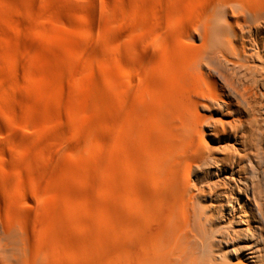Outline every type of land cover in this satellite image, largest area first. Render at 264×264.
<instances>
[{
	"label": "bare ground",
	"instance_id": "6f19581e",
	"mask_svg": "<svg viewBox=\"0 0 264 264\" xmlns=\"http://www.w3.org/2000/svg\"><path fill=\"white\" fill-rule=\"evenodd\" d=\"M199 3L192 11L184 3L189 23L175 24L183 45L198 40L186 58L178 52V79L166 81L157 104L140 85L143 97L130 106L139 126L130 115L122 126L113 112L111 162L121 172L97 221L107 237L101 264H264V0ZM133 72L122 63L118 80L133 83ZM42 229L0 225V264H52L56 238ZM64 244L74 256L66 264H77L75 235Z\"/></svg>",
	"mask_w": 264,
	"mask_h": 264
},
{
	"label": "rangeland",
	"instance_id": "374dc122",
	"mask_svg": "<svg viewBox=\"0 0 264 264\" xmlns=\"http://www.w3.org/2000/svg\"><path fill=\"white\" fill-rule=\"evenodd\" d=\"M173 1L0 0V225L51 229L52 264L74 258L64 244L72 233L77 264H101L107 254L97 221L110 210L111 179L121 172L111 162L120 128L112 116L122 113V126L138 117L130 106L143 97L141 86L158 102L166 81L180 76L178 52L189 56L198 43L183 45L175 26L188 24L184 10L206 0ZM155 38L162 46H153ZM122 63L133 67V83L118 80Z\"/></svg>",
	"mask_w": 264,
	"mask_h": 264
}]
</instances>
